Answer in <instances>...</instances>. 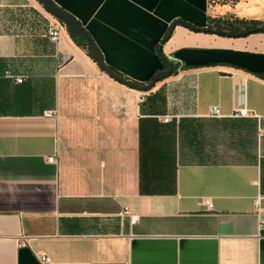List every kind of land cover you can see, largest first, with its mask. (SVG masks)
<instances>
[{"label":"crops","instance_id":"crops-1","mask_svg":"<svg viewBox=\"0 0 264 264\" xmlns=\"http://www.w3.org/2000/svg\"><path fill=\"white\" fill-rule=\"evenodd\" d=\"M53 1L131 82L165 69L159 46L178 63L132 89L63 22L50 41L36 0H0V264H264V33L164 39L264 0Z\"/></svg>","mask_w":264,"mask_h":264},{"label":"water","instance_id":"water-1","mask_svg":"<svg viewBox=\"0 0 264 264\" xmlns=\"http://www.w3.org/2000/svg\"><path fill=\"white\" fill-rule=\"evenodd\" d=\"M38 3L42 5V7L53 17L59 19L61 22H63L70 34L71 37L73 38H81L84 40L90 47L91 49V55L93 59L96 61L98 66L103 70V72L111 77L112 79L119 81L126 86L138 90V91H148L150 90L154 84L163 78H166L170 76L173 72L174 66L178 63V60H169L165 55L162 54L160 51L161 47L159 46V55L166 61V68L165 69H160L156 73H154L149 82L145 85L142 84H137L134 82H130L125 80L121 75L118 73L114 72L111 70L108 65H106L103 55L96 44V42L93 40V38L90 36V34L87 32V30L84 28L82 23L71 13L68 11L64 10L61 8L58 4H56L53 0H36ZM178 24H181L183 26H186L192 30L195 31H201V32H209V28L205 27L203 25H197V24H192L188 21H185L183 19H174L170 22L167 35L165 39H167L171 34L174 29V27ZM225 35L229 36L230 33L228 32H223Z\"/></svg>","mask_w":264,"mask_h":264},{"label":"trees","instance_id":"trees-1","mask_svg":"<svg viewBox=\"0 0 264 264\" xmlns=\"http://www.w3.org/2000/svg\"><path fill=\"white\" fill-rule=\"evenodd\" d=\"M203 26L208 27L210 29L209 33H215L218 35L227 36L223 32H228V33H230L229 36H231V37H241V36H247V35L253 34V33H264V18L263 19L245 18V17H238V16H235L233 14H227V15L218 16V17H207L206 23ZM166 35H165V37H166ZM165 37H164V39H165ZM75 39H78L80 41H84L81 38H75ZM83 43L85 44V42H83ZM86 46L88 47V49L91 52L90 47L88 45H86ZM160 51H161V49H160ZM185 66H188V65H185ZM165 67H166V64H165ZM174 69H175V66H174ZM153 74L154 73H152L150 75V77L148 78V81L150 80V78ZM254 74L257 77L264 79V73L257 72ZM123 78L125 80L129 81V79H127L126 77H123Z\"/></svg>","mask_w":264,"mask_h":264},{"label":"built area","instance_id":"built-area-1","mask_svg":"<svg viewBox=\"0 0 264 264\" xmlns=\"http://www.w3.org/2000/svg\"><path fill=\"white\" fill-rule=\"evenodd\" d=\"M62 27L63 26H62L61 22L58 19L53 18V21H52V23H51V25H50V27L48 29V38L50 39V41L57 42L60 39ZM6 75L8 77H12L13 78V76L9 72H6ZM23 79H24V77L22 75L14 77V80L17 83L22 82ZM210 115L211 116L218 117V116L221 115V113H220V111H219V109L217 107H212L210 109ZM233 115L236 116V117H247V116H249V113H248L247 109L241 108V109H238L236 111V113H234ZM171 119H172V115H164V116H162V121L163 122H168ZM47 161L49 163H55L56 162V155L49 156L47 158ZM258 202L259 201L257 200L256 201V208H257L256 210H257V212H259ZM208 206H210V203H208ZM136 218H137V215H132L131 216V219L133 221H135ZM259 223H260V225L263 224L264 223V218H261ZM39 259L42 262H48V261H50L49 258H47V257H45L43 255H40Z\"/></svg>","mask_w":264,"mask_h":264},{"label":"rangeland","instance_id":"rangeland-1","mask_svg":"<svg viewBox=\"0 0 264 264\" xmlns=\"http://www.w3.org/2000/svg\"><path fill=\"white\" fill-rule=\"evenodd\" d=\"M239 1H241V0H212L211 2H212V4H225V3H231V4H234V3H237V2H239ZM251 6H247V7H243L242 8V10L243 9H245V8H247V9H249V10H251V8H250ZM260 19H263V18H260Z\"/></svg>","mask_w":264,"mask_h":264},{"label":"flooded vegetation","instance_id":"flooded-vegetation-1","mask_svg":"<svg viewBox=\"0 0 264 264\" xmlns=\"http://www.w3.org/2000/svg\"><path fill=\"white\" fill-rule=\"evenodd\" d=\"M166 68V67H165ZM175 69L173 68V71H174Z\"/></svg>","mask_w":264,"mask_h":264}]
</instances>
